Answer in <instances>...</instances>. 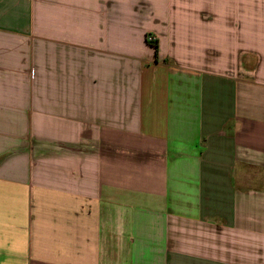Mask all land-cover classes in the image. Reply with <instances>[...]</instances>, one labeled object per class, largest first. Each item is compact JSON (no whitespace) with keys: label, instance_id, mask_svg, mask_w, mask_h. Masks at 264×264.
<instances>
[{"label":"crops","instance_id":"0c3cea01","mask_svg":"<svg viewBox=\"0 0 264 264\" xmlns=\"http://www.w3.org/2000/svg\"><path fill=\"white\" fill-rule=\"evenodd\" d=\"M177 9L0 0V264H264V52Z\"/></svg>","mask_w":264,"mask_h":264},{"label":"rangeland","instance_id":"374dc122","mask_svg":"<svg viewBox=\"0 0 264 264\" xmlns=\"http://www.w3.org/2000/svg\"><path fill=\"white\" fill-rule=\"evenodd\" d=\"M173 3L184 21H193L194 15H213L212 20L199 19L201 26L189 29L198 47L212 44L221 47L224 53L237 47L262 49L264 52V0H173ZM157 6L162 7L161 3ZM230 54L217 60L219 67L229 66ZM250 64L257 65L258 60L250 57Z\"/></svg>","mask_w":264,"mask_h":264},{"label":"trees","instance_id":"16d2710c","mask_svg":"<svg viewBox=\"0 0 264 264\" xmlns=\"http://www.w3.org/2000/svg\"><path fill=\"white\" fill-rule=\"evenodd\" d=\"M148 43L153 45L156 48V53H157L156 55H158V41L157 40L155 42H149L148 41Z\"/></svg>","mask_w":264,"mask_h":264},{"label":"built area","instance_id":"2783aa9c","mask_svg":"<svg viewBox=\"0 0 264 264\" xmlns=\"http://www.w3.org/2000/svg\"><path fill=\"white\" fill-rule=\"evenodd\" d=\"M148 41L149 42H155L156 41V38L154 36H149L148 37Z\"/></svg>","mask_w":264,"mask_h":264}]
</instances>
